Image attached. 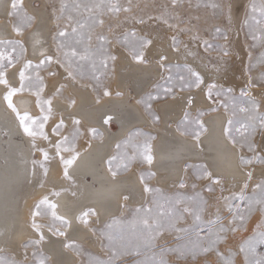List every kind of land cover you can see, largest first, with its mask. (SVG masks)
Returning a JSON list of instances; mask_svg holds the SVG:
<instances>
[{
  "label": "bare ground",
  "instance_id": "6f19581e",
  "mask_svg": "<svg viewBox=\"0 0 264 264\" xmlns=\"http://www.w3.org/2000/svg\"><path fill=\"white\" fill-rule=\"evenodd\" d=\"M36 1L22 0L21 8L33 19V24L17 35L19 13L10 15L12 0H0V40L4 44L15 40L25 47L23 60L4 72L8 86L0 84V254L26 257L32 250L24 245L33 240L39 241L52 264H84V256L74 251L73 246L105 255L98 229L125 213L128 206L143 205L150 195L144 189L151 188V184L144 179L140 168L136 166L119 175L111 167L122 144L138 129L156 134V139L148 144V154L153 161L143 168L150 169L155 174L153 183H160L164 188L176 189L182 181L191 183L194 176L187 169L188 165L202 166L205 172L211 173V176H203L202 185L214 184L223 195L219 199L242 191L245 184L255 179L264 178V166L246 167L242 162L246 159V149L229 139L232 116L222 108V101L207 95L209 85L213 84L216 87L211 91L231 89L240 94L247 89L257 97L264 95L252 86L246 71L249 54L242 42L241 28L235 31L232 57L226 59L204 48L206 40L201 38L200 30L194 29L189 35L162 15H149L143 24L131 16L130 20L117 21L118 36L133 30L136 39L151 43L140 51L143 60L138 62L130 50L112 41L111 52L115 59L106 84L97 90L91 82L81 80L64 61L63 52L55 46L56 16L48 12L45 0H41L42 8L35 7ZM240 1L235 0L233 5H239ZM20 14L21 18L26 16ZM177 37L182 39L179 46L174 44ZM46 57L52 58L47 68ZM41 60H45L43 65ZM29 62L32 67L25 72L28 78L24 81L25 87L12 101L21 116L27 113L38 123L44 115L49 116L43 127L47 139L25 134L17 114L4 100L10 88H20L19 74ZM169 65L191 68L203 83L193 91L177 92L170 99L156 103L160 116V124L156 125L142 102L164 78ZM39 66L41 68L37 69ZM37 82H40L38 88ZM40 89L38 97L36 92ZM38 100H50L51 112L46 103L42 104V112ZM203 112L207 113L197 120L199 128L203 124L198 138L179 129L186 113L194 120ZM61 121L63 126L54 132ZM112 125L116 126L115 130ZM225 129H229L228 135ZM34 130L39 131L38 126H34ZM97 132L100 138L93 136ZM65 137L67 143L62 144L57 155L56 144ZM43 152L48 153L47 160ZM61 157L64 160L76 157L67 167V177ZM215 179L220 183H213ZM45 198L49 204L56 205V215L67 220L68 226L55 228L57 230L50 227L48 223L54 219L46 205L41 207L50 210V218L33 215ZM84 212L90 213L87 224L78 219ZM33 223L40 226L38 230L33 228ZM58 232L64 235L55 234Z\"/></svg>",
  "mask_w": 264,
  "mask_h": 264
},
{
  "label": "rangeland",
  "instance_id": "374dc122",
  "mask_svg": "<svg viewBox=\"0 0 264 264\" xmlns=\"http://www.w3.org/2000/svg\"><path fill=\"white\" fill-rule=\"evenodd\" d=\"M234 1L45 0L46 7L49 8L47 9L48 12H52L54 18L56 16L57 22H55L54 26L56 28L54 34L55 46L59 48L60 40L64 39L59 37L58 33L66 31L69 33L68 46L77 49L81 53L85 48L89 50V59L80 60L78 57L74 58L71 67L81 80L91 82L97 90H101L107 82L113 62V59H111L113 57L111 46L114 42L118 41L117 43H120L121 46L132 53L134 49L140 52L145 46L142 43L145 41L144 39H136L135 35H132L133 33L135 34L133 30L128 33L122 32L123 34L120 33L118 36L117 31L120 29L117 28L119 22H116H123L126 18L130 20L129 16H131V18L137 19L139 24H143L145 17L154 14L168 18L171 24H178L189 35H191L192 30L193 32L200 30L203 35L202 39H205L209 44L219 46L208 49L204 46V48L211 54L226 59L232 57L231 48L235 31L236 28H241L242 42L246 47L245 51L249 54L248 62H246V71H248L247 73L252 79V86H254L256 91L264 92V39H253V35H261L253 17L255 19H260L261 17L259 11L253 13L251 10L253 4L257 5L258 8L264 5V0H241L237 6L233 5ZM48 3L50 4L48 5ZM112 3L119 7V11L109 10ZM34 5L36 8H42L43 6L41 0H37ZM65 5L67 7H64ZM88 9H91V11ZM125 9L128 10L125 11ZM20 13H24L26 16L21 18L22 14ZM69 17L72 19H69ZM128 19L127 21H129ZM16 21L22 32L30 29L33 24V19L22 8H20ZM77 21L85 26L83 28L78 27L77 33L72 34V28L77 27ZM237 23H240L241 27ZM56 26H59L58 31ZM194 29L196 30L194 31ZM225 36H227V39H224ZM78 40L80 41L79 43H77ZM175 41L177 42L175 43L176 46L182 43L180 37L175 38ZM12 42V44L0 45V50L5 51L6 54L10 53L13 61L12 65H8L4 69V72L19 64L25 56L24 45L17 41L15 42V40H12ZM21 46L23 51H21ZM13 47H15V51L12 50ZM60 50L63 52L64 58V51L68 49ZM224 50L228 51L229 54L227 56L223 54ZM240 56L243 57V53ZM101 59L106 60V67L100 63ZM64 61L68 63L65 58ZM3 63L7 65V60L3 61ZM94 63L95 67L93 66ZM48 66L50 64L46 62L45 67L47 68ZM36 68L40 69L41 66ZM36 68H33V70H37ZM169 76L172 77L171 82L168 81ZM181 76L185 77V81L180 80ZM191 80H194V77H191L186 69L174 65L167 66L164 78L154 86L153 90L142 102V106L148 116L156 125L160 124V116L155 109V104L170 99L177 92L195 90V86L185 87L183 90L178 86ZM39 84L40 82H37V88ZM165 87H171V92L165 93ZM216 92H221L222 95L216 96ZM242 92L246 94L241 95V93L228 92V90H215L212 91V98L215 101H222V108L232 116L230 134L236 139L238 144L246 149L245 160L252 161L250 164L244 163L245 166H264V162H262L264 161V127L260 125L259 120L251 118L253 115L264 116V95L257 97L247 89H243ZM157 95L159 96L158 99H149V97ZM249 101H254L258 106L254 114L251 111H240L241 107L251 109L252 105L248 103ZM206 113H199L194 120L188 114L187 121L184 120L178 125L179 129L188 135L200 133L203 130L197 126V120ZM251 125L255 126V131L248 127L247 139H242L236 129ZM112 126L115 130L116 126ZM144 130H135L132 138L122 144L111 167L119 175H124L137 166L142 171L144 179L150 182V189H153V191L150 192L147 202L143 205L139 207L128 206V210L125 213L108 221L98 229V234L102 238V245L106 252L105 255L88 250L82 251L77 246L72 247L74 251L84 256V264H141V262L152 264L153 261L159 264L161 260L165 264H225V261H230L231 264H255L258 260H264V244L259 243V236L264 233V206L253 202L249 209L250 201L260 196V190L257 185H264V178L255 179L247 185L246 189L230 193L219 199L223 195L218 192L214 184L202 185L205 169L199 165H188L187 169L194 176V180L191 183L188 184L182 181L180 185L183 184L184 187L179 186L176 189L164 188L160 186V183H153L155 174L150 169L143 168L148 165L142 155L145 145L156 139V134ZM93 136L95 138L101 137L98 132ZM249 145H251V150ZM209 188H211V191H209ZM241 193L245 196L243 201L237 198ZM178 198H180V203L177 204ZM229 204L232 206V212L228 210ZM173 206L183 217L175 221L174 227H169L165 219L164 227L161 229L160 234L156 235L149 243L146 244L143 241L137 243L134 241L131 247L127 249L121 248L120 237H130L134 227L137 229L141 227L139 221L145 215L144 210L150 209L151 214L155 216L161 210V207L163 210H167ZM185 208L191 211L184 212ZM137 209H141L139 214L136 212ZM39 211L44 219L50 218L51 215L48 208L40 207ZM193 213H199V221L195 219ZM240 215H243V220L239 219ZM217 217L220 218V223L214 226L211 225V222L216 220ZM134 221L135 224L133 223ZM48 225L53 229L64 228L65 226L54 220ZM220 227L225 228L226 231L219 232L218 229ZM210 228L217 234L211 238L215 239L216 243L211 245L210 251H203V249L210 247V238L207 235ZM185 229L188 231H184ZM196 233H199L202 238L199 246H196ZM109 237H111V240ZM249 241L253 242L252 246L242 252L240 250L241 247L246 246ZM24 247L27 250H32L29 252L30 255L19 258L5 253L0 254V258L9 262V264H41V261H43V264H52L48 259L49 256L41 249L42 246L39 243H34L33 240L30 242L26 241ZM137 250L139 254H136ZM113 252L116 255H113ZM217 253H220V255Z\"/></svg>",
  "mask_w": 264,
  "mask_h": 264
},
{
  "label": "snow or ice",
  "instance_id": "6c2138e0",
  "mask_svg": "<svg viewBox=\"0 0 264 264\" xmlns=\"http://www.w3.org/2000/svg\"><path fill=\"white\" fill-rule=\"evenodd\" d=\"M21 5H22V0H12V3H11L12 12L10 13V15H17L19 13V11H20ZM64 7H67V6L65 5ZM77 7H79V5H77ZM97 7H99V5H97ZM213 7H215V5H213ZM88 10L91 11V9H88ZM109 10L117 12V11H119V7L115 3H112L111 6L109 7ZM127 10L128 9H125V11H127ZM251 10H252L253 13H256L257 11H259L260 17H261L260 19H255V17H253V20L255 21V24H256L258 30L261 33L260 36L253 35V39L254 40L264 39V5H261L258 8L257 5L253 4L251 6ZM69 19H72V18L69 17ZM84 26L85 25L83 23L77 21V27H73L72 28V34H76L77 33L78 27L79 28H83ZM15 31H16L17 35H19L21 30H20L19 27H16ZM217 31H219V30H217ZM58 35H59V37L64 38V39L60 40L59 48L60 49H65V48L68 49V50L64 51V58L68 62L69 67L72 66V61H73L74 58L78 57L80 60H86V59L90 58V53H89V50L87 48H85L84 51L81 53V52H78L77 49L71 48L70 46L67 45V39L69 37V33H67L66 31H60L58 33ZM132 35L134 36L135 34L133 33ZM101 39H103V38H101ZM224 39H227V36H225ZM79 42L80 41L78 40L77 43H79ZM4 43H5L4 41L0 40V44H4ZM7 43L8 44H12L13 42L12 41H8ZM142 43L149 44L151 42L150 41H144ZM175 43H177V42L174 41V44ZM204 46H205L206 49L213 48V47H219V46H214L212 44H209L207 41H204ZM12 50L15 51V47H13ZM21 51H23L22 46H21ZM223 54L225 56H227L229 53H228L227 50H224ZM41 55L44 56L45 54L43 52H41ZM133 57L138 62H141L143 60V53L139 52V51H136L134 49L133 50ZM51 59H52L51 57H46V60L48 62H50ZM111 59H115V57H111ZM163 59H166V58H163ZM5 60H7V65L3 63V61H5ZM12 63H13V61L11 59V54L10 53L6 54L5 51L0 50V84L5 85L6 87L8 86V80L5 78L4 69L8 65H12ZM40 63H41V65H43L45 63V60H41ZM100 63L102 65H104L105 67L107 66L105 59H101ZM93 66L95 67V63L93 64ZM31 67H32V65H31L30 62L25 65V69L23 71H21L20 74H19L20 75V81H21L20 88H10L8 90V92H7V95L4 97V100L7 102L8 107L13 112H15L17 114V118L19 120L20 127L23 129L25 134H27L28 136H32V137H35V136L39 135V136L47 139V137L44 136L43 127H44V122H46L48 120L49 116L48 115H44L43 118H42V121H40L38 123L36 120L31 119V117L29 115H27V113H25L24 115L21 116L19 114V112L17 111V109L14 106L13 101H12V97L15 96L18 92H20V91H22L24 89V87H25L24 81L26 79H28L25 76V72ZM187 71L189 72L191 77H194V80L181 83L178 86L180 87L181 90H183L185 87H193V86L198 88L200 86V84L203 83L202 78L200 77V75L198 73L193 71L191 68H188ZM171 80H172V77L169 76L168 77V81L171 82ZM180 80L181 81H185V77L181 76ZM215 87H216V85H214V84L213 85H209V91L207 93L209 98H211V96L213 95L211 89L215 88ZM171 90H172L171 87H165L164 88V92L165 93L171 92ZM40 91H42V89H40L39 91L36 92V95L38 97H39V92ZM230 91H231V89H228V92H230ZM107 94L108 93H105V95H107ZM245 94L246 93H243V92L241 93V95H245ZM215 95L216 96H220V95H222V93L221 92H216ZM158 98H159L158 95L149 97V99H158ZM44 103L49 105L48 112L50 113L51 112V107H50L51 101L48 100V101L41 102V101L38 100V105H41L42 112L44 111V109L42 107V104H44ZM191 103H192V100L189 99L188 100V104L191 105ZM248 103H250L252 105L251 109H248V108H245V107H241L240 111L241 112H249V111H251L254 114L258 106L255 104L254 101H249ZM149 107H150V105H149ZM233 114H235V113H233ZM187 116H188V114L186 113L185 114V121H187ZM251 118L259 120L260 125L262 127H264V116H255V115H253ZM74 123L78 124L79 121H74ZM231 124H232V121L230 120L229 121V125H231ZM34 126H38L39 131L34 130ZM62 126H63V121H61V123L59 125H57L56 129H54L53 131L55 132L57 129L61 128ZM200 127H201V129H203V124L202 123L200 124ZM248 127H251L252 130L255 131V126L254 125L245 126V127L236 129V131L240 134V137L242 139H247ZM228 133H229V129H225V134L228 135ZM196 136L198 138L199 137V133H196ZM229 139L231 140V142L233 144L236 143V139L234 137L229 136ZM64 143H67V137H65L64 141L56 144L57 155H59V153L61 151V146ZM249 148L251 150V145H249ZM65 150H67V149H65ZM149 152H150V147L148 145H145L144 153L142 154L143 155V159L148 164H151L152 161H153V158H152V156L150 154H148ZM43 156H44L45 160L48 159V153L47 152H43ZM75 159H76V157H73L72 159L64 160L63 157H61L62 163H64L65 166H66V168H65V177L68 176L67 167H70L75 162ZM242 162L245 163V164L252 163V161H250V160H242ZM262 162H264V161H262ZM41 167H43V165H41ZM125 167H127V165H125ZM113 175L115 176L116 173L113 172ZM248 175H249V178H251V173H249ZM204 176H211V173L205 172ZM213 183L219 184L220 181H219V179H215V180H213ZM180 186L184 187L183 184H181ZM244 188L245 189L247 188V184L244 185ZM257 188L260 190V196H259V198H256L253 201H250L249 209L251 208L253 202L256 203V204H260V205L264 206V185H257ZM144 191L145 192H152L153 189L145 187ZM209 191H211V188H209ZM237 198L243 201L245 199V196L243 195V193H241ZM125 199H127V197H125ZM225 199H228V198H225ZM176 203L177 204L180 203V198L177 199ZM41 205H46L49 209H51V214H52L54 220H60L63 225L68 226L69 222L67 220L63 219L62 217H59V216L56 215V212H55L56 205L55 204H49L48 201H47V198L42 200L40 202V204H38L36 206L37 207V211L33 214L34 216L40 214L39 210H40ZM228 210H229V212L233 211L231 204L228 205ZM144 211H145V215L139 221L141 227L139 229L134 227L133 230H132V235L130 237H127V238L123 237V236L120 237L121 248L127 249V248L131 247L133 245L134 241L137 242V243L140 242V241H143L144 243L147 244V243L150 242V240L154 239L156 235L160 234L161 229L164 227L165 219L167 220L169 227H174L175 221L177 219H182L183 218L182 215L176 210L175 206H173L171 208H168L167 210H163V208L161 207V210L155 216H153L151 214V210L150 209H146ZM183 211L184 212H190L191 210L188 209V208H185ZM136 212L139 214L141 212V209H137ZM89 214H90L89 212H84L80 217H78V219H80L81 222L87 224V222H88L87 221V216ZM91 214L94 215L95 213L92 212ZM193 215L195 216V219L197 221L200 220L199 213H193ZM234 218H235V215H234ZM239 219L243 220L244 219L243 215H240ZM133 223L135 224V221ZM218 223H220V218L219 217H217L216 220L212 221L211 225L214 226V225H216ZM39 227H40L39 225L33 223V228L38 230ZM184 231H188V230L185 229ZM218 231L219 232H223V231H226V229L223 228V227H220L218 229ZM55 234L64 235L63 232H58V233H55ZM207 235L210 238V247L203 249V251H210L211 250V245L216 243V240L215 239H211V238L216 236L217 234L214 233L211 230V228L209 229ZM196 236H197L196 246H199V243H200L202 238L200 237L199 233H196ZM43 238H44L43 234L41 233L40 234V239L43 240ZM109 239L111 240V237H109ZM217 239H218V237H217ZM34 243H39V241H34ZM252 243H253L252 241H249L247 243V245L246 246H242L240 250L242 252L246 251V248L251 247ZM259 243L264 244V233L260 234ZM136 254H139L138 250L136 251ZM217 254L220 255V253H217ZM113 255H116V253L113 252ZM0 264H9V262H6L3 258H0ZM41 264H43V261H41ZM141 264H147V262H141ZM152 264H156V262L153 261ZM159 264H165V262L161 260V261H159ZM225 264H231V262L230 261H225ZM255 264H264V260H258V261L255 262Z\"/></svg>",
  "mask_w": 264,
  "mask_h": 264
}]
</instances>
